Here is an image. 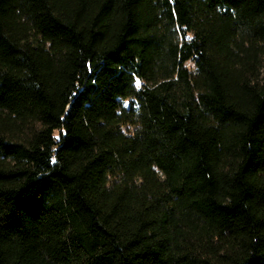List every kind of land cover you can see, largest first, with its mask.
<instances>
[{
    "label": "trees",
    "instance_id": "obj_1",
    "mask_svg": "<svg viewBox=\"0 0 264 264\" xmlns=\"http://www.w3.org/2000/svg\"><path fill=\"white\" fill-rule=\"evenodd\" d=\"M0 264H264V0H0Z\"/></svg>",
    "mask_w": 264,
    "mask_h": 264
}]
</instances>
